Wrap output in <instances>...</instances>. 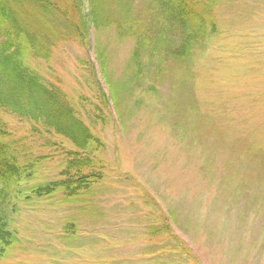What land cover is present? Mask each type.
<instances>
[{"label":"rangeland","instance_id":"obj_1","mask_svg":"<svg viewBox=\"0 0 264 264\" xmlns=\"http://www.w3.org/2000/svg\"><path fill=\"white\" fill-rule=\"evenodd\" d=\"M212 16L218 34L183 63L167 59L180 42L171 33L157 79V58L145 51L137 75L133 41L113 28L91 31L85 48L70 38L28 60L73 101L97 104L90 67L108 96L103 56L117 102L91 127L104 144L102 182L76 199L13 201L15 243L0 264H156L153 247H166L167 264L180 263L176 247L199 264H264V0H221ZM0 123L19 165L44 158L21 189L60 178L67 141L2 110Z\"/></svg>","mask_w":264,"mask_h":264},{"label":"trees","instance_id":"obj_2","mask_svg":"<svg viewBox=\"0 0 264 264\" xmlns=\"http://www.w3.org/2000/svg\"><path fill=\"white\" fill-rule=\"evenodd\" d=\"M220 1L0 0V110L26 122L31 133L44 137L55 135L72 146L63 152V168L58 180L23 190L21 177L32 176L30 171L34 164L44 158L37 159L33 165H19L5 142L8 133L0 123V261L6 258L15 243V234L9 227V214L14 212L13 201L19 198L50 200L56 195L64 200L76 199L102 182L104 144L91 127L106 124L104 109L109 101L117 102V90L107 80L103 56L98 55L96 60L102 83L109 88L108 96L103 92L101 82L95 79V68L90 67L96 87L93 99L97 104L89 103V98L83 95L73 101L62 89L39 76L28 60L48 59L55 44L70 38L85 48L91 31L113 28L118 39L133 41L132 60L137 75L143 71L141 57L145 51L157 58L152 73V79H157L169 59L175 63L189 60L196 50H203L218 34L212 10ZM171 33L180 42L177 48L166 52ZM262 147L261 143L258 162L261 159L264 162ZM63 229L68 240L70 227ZM160 229L171 235L165 222ZM147 250L151 249L148 247ZM174 251L181 259L178 264H199L185 247H176ZM165 253L166 247H153L149 255L156 264H167L163 261Z\"/></svg>","mask_w":264,"mask_h":264}]
</instances>
